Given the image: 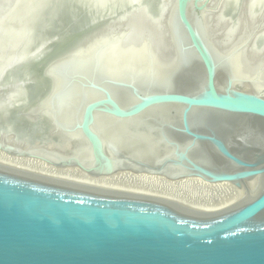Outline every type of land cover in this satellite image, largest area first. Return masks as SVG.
I'll return each mask as SVG.
<instances>
[{
	"label": "water",
	"instance_id": "obj_1",
	"mask_svg": "<svg viewBox=\"0 0 264 264\" xmlns=\"http://www.w3.org/2000/svg\"><path fill=\"white\" fill-rule=\"evenodd\" d=\"M212 1L21 0L0 22V151L254 195L264 87L235 59L264 6L251 24L241 0L227 40ZM138 32L149 49L117 51ZM0 264H264V192L214 212L0 164Z\"/></svg>",
	"mask_w": 264,
	"mask_h": 264
},
{
	"label": "bare ground",
	"instance_id": "obj_2",
	"mask_svg": "<svg viewBox=\"0 0 264 264\" xmlns=\"http://www.w3.org/2000/svg\"><path fill=\"white\" fill-rule=\"evenodd\" d=\"M217 0H213L215 5ZM218 2V1H217ZM241 0H226L222 9L215 16V25L226 26L227 40L232 39L238 31L244 36L246 30L242 27L241 15L238 8ZM247 10L251 24L255 23L254 16L263 8L264 0H248ZM142 33H129L117 51L125 48L146 49V40ZM264 30L256 38L255 44L248 52H243L235 59V69L240 77L253 79L258 76L255 86L264 87ZM144 54H142V58ZM0 164L32 171L48 176L66 179L83 184L137 193L168 201H173L214 212H231L240 209L254 196L264 192V176L259 181L254 195L247 194L229 182L210 183L199 177H187L177 180L147 173H134L131 171H118L109 176L95 177L87 174L78 167L57 168L44 161L16 157L0 151Z\"/></svg>",
	"mask_w": 264,
	"mask_h": 264
},
{
	"label": "rangeland",
	"instance_id": "obj_3",
	"mask_svg": "<svg viewBox=\"0 0 264 264\" xmlns=\"http://www.w3.org/2000/svg\"><path fill=\"white\" fill-rule=\"evenodd\" d=\"M21 0H0V22L10 17L13 9L19 5Z\"/></svg>",
	"mask_w": 264,
	"mask_h": 264
}]
</instances>
